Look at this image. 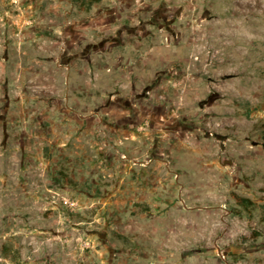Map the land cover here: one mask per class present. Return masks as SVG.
Returning a JSON list of instances; mask_svg holds the SVG:
<instances>
[{"label": "rangeland", "instance_id": "1", "mask_svg": "<svg viewBox=\"0 0 264 264\" xmlns=\"http://www.w3.org/2000/svg\"><path fill=\"white\" fill-rule=\"evenodd\" d=\"M80 3L0 0V264H264V0Z\"/></svg>", "mask_w": 264, "mask_h": 264}, {"label": "trees", "instance_id": "2", "mask_svg": "<svg viewBox=\"0 0 264 264\" xmlns=\"http://www.w3.org/2000/svg\"><path fill=\"white\" fill-rule=\"evenodd\" d=\"M102 1L103 0H81L80 6L85 10L86 9L90 10L92 7H94L97 4H100ZM262 140L264 143V129H262ZM45 151H46V156L48 158H51L52 156L50 155V153L48 151V147H45ZM57 176H58V179L62 183H64L66 186H68L71 189L78 190V189L85 188V187H82V185L80 184L79 181H77L76 179L71 177V175L65 169V165L63 162H60V169L57 172ZM235 199H236L237 204L248 212H251L252 210H255L257 208L261 209L260 221L263 225V228L261 231H255L254 232V238L264 237V204H258V203H255L254 201H252L251 199L241 197V196H237V195H235ZM116 235L122 239H125L124 236H121L118 234H116ZM13 251L14 250L11 247L4 246L3 254H4L5 258H11L13 256Z\"/></svg>", "mask_w": 264, "mask_h": 264}, {"label": "water", "instance_id": "3", "mask_svg": "<svg viewBox=\"0 0 264 264\" xmlns=\"http://www.w3.org/2000/svg\"><path fill=\"white\" fill-rule=\"evenodd\" d=\"M201 106H202V104H201Z\"/></svg>", "mask_w": 264, "mask_h": 264}]
</instances>
